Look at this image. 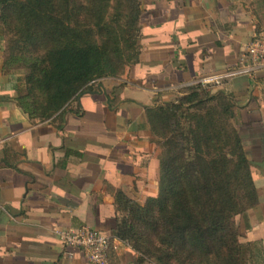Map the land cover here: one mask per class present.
Wrapping results in <instances>:
<instances>
[{
  "label": "crops",
  "instance_id": "1",
  "mask_svg": "<svg viewBox=\"0 0 264 264\" xmlns=\"http://www.w3.org/2000/svg\"><path fill=\"white\" fill-rule=\"evenodd\" d=\"M141 1L140 64L79 96L71 106L80 111L68 110L63 131L52 120L30 119L19 106V75L3 71L0 36V264H93L52 230L88 225L113 239L112 188L141 203L144 179L152 173L158 183L144 107L159 95L174 97L169 88L234 66L254 35L249 11L237 0ZM231 86L248 126L261 129L245 147L257 164L259 203L242 216V239L260 243L264 254V72ZM64 146L84 155L65 158Z\"/></svg>",
  "mask_w": 264,
  "mask_h": 264
},
{
  "label": "trees",
  "instance_id": "2",
  "mask_svg": "<svg viewBox=\"0 0 264 264\" xmlns=\"http://www.w3.org/2000/svg\"><path fill=\"white\" fill-rule=\"evenodd\" d=\"M126 1L128 11L110 19L111 0H0V31L18 36L3 71L15 63L27 69L16 100L30 119L52 120L63 131L66 114L80 111L79 104L71 106L79 96L140 64L144 9L141 0ZM235 108L199 85L172 102L144 107L163 148L159 193L141 204L112 188L118 215L111 239L130 245L135 264L147 258L151 264H241L234 217L255 208L259 195L242 137L230 122ZM63 148L65 158L84 155Z\"/></svg>",
  "mask_w": 264,
  "mask_h": 264
},
{
  "label": "rangeland",
  "instance_id": "3",
  "mask_svg": "<svg viewBox=\"0 0 264 264\" xmlns=\"http://www.w3.org/2000/svg\"><path fill=\"white\" fill-rule=\"evenodd\" d=\"M237 1H238V4L240 7L249 11L248 12L249 19L252 21V27L254 30V34L256 33V35L264 36V4H262V1H264V0H237ZM122 3H123L122 7H120L116 0H111L110 7H109V18L110 19L111 18H117V16L120 14L119 11H121V13H125L128 11L127 8L125 7L127 5V1L122 0ZM139 3L141 5L143 4L142 1ZM124 21H125V18L122 16L121 17L122 24L124 23ZM116 25L118 26V23H116ZM0 36L4 40L5 53L7 54V57L10 58V54L15 53V52H12V49L14 47V40L18 36H15L13 33H11L6 28H3V31L0 33ZM233 67H235V65ZM233 67H229L226 70L219 72V73H224L225 71H228L229 69H231ZM11 73L17 74V75H19L20 78L23 79V78H25V75L27 73V69L25 67H23V64L15 63L11 66ZM239 77H249V76H235V77L223 78L220 80L219 83H214L209 87H203V86H201V87L204 88L206 91H209L211 94L216 95L218 97H225L229 101L231 100V102L233 104H235V107H236L234 109L235 115L231 118L230 122L233 124V126L238 130L239 134L241 135L244 148L245 147L248 148L249 146L252 145V142H250L251 141L250 136H252L254 133L258 132L261 129H257V128H259V125L255 126L256 124L254 126L250 125L251 127L248 126V122L246 121L245 114L241 111L243 108H242L241 104H239L238 98L236 97L235 93L231 89V87H232L231 81H233L234 79L239 78ZM254 77H256V75L249 77V78H254ZM194 80L195 79H193L192 81H194ZM192 81H189L187 83H182V84H180L179 87L169 88L168 90H172V91L168 95H174V97L165 96L166 94L164 96L159 95V97L155 100V103L153 105L172 102L176 98L183 96L191 88L197 86V85H189V83H191ZM252 88H254V87L252 86ZM216 102H218V101H216ZM252 127H254V128H252ZM152 142H153L154 147H155L154 153L158 154L157 156L159 158L157 156L156 157L158 158L159 166H160V158L162 157L163 148H162L161 144L159 143V141H157V138L152 137ZM247 157H248L249 161L251 162V165H252L253 170H254L257 166V164L255 163L256 161H254L250 157L249 153H247ZM153 177L154 176L151 173L144 179V180H146V182H144V186H145V188L148 187V189H146L144 192L140 193L139 199L142 200V202H141L142 204L146 203V200L149 197L157 196L159 193L160 171L158 173V180H157L158 183L155 182V179ZM157 184H158V187H157ZM243 215H244V213L237 214L234 217V222L237 226V230L239 233V241L243 245L241 264H264V254L262 253V245L260 243L257 244L256 242H248V241H244L242 239L244 237V228L242 226L243 225V218H242ZM107 235H109V234H107ZM112 250H113V252H110L111 264L135 263L134 262L135 252L131 249L130 245H129V248H127V247H123L122 249L120 248V250L118 251L119 253H117L115 251V249H113V248H112ZM110 260H109V262H110ZM143 264H151L150 258L145 259V262Z\"/></svg>",
  "mask_w": 264,
  "mask_h": 264
},
{
  "label": "built area",
  "instance_id": "4",
  "mask_svg": "<svg viewBox=\"0 0 264 264\" xmlns=\"http://www.w3.org/2000/svg\"><path fill=\"white\" fill-rule=\"evenodd\" d=\"M261 72H264V36L252 38L244 45L235 67L224 73L198 77L189 85L209 87L214 83H219L223 78L252 77ZM52 234L62 242L65 248L77 249L93 264H109L111 248L118 250L121 247H129L128 243L121 240L112 242L111 236L88 225L58 227L52 230Z\"/></svg>",
  "mask_w": 264,
  "mask_h": 264
},
{
  "label": "water",
  "instance_id": "5",
  "mask_svg": "<svg viewBox=\"0 0 264 264\" xmlns=\"http://www.w3.org/2000/svg\"><path fill=\"white\" fill-rule=\"evenodd\" d=\"M2 8H3V3L0 2V12H1ZM127 264H135V263H127Z\"/></svg>",
  "mask_w": 264,
  "mask_h": 264
}]
</instances>
